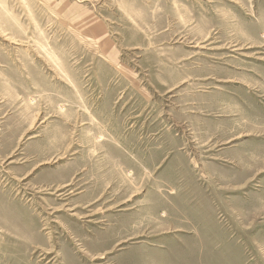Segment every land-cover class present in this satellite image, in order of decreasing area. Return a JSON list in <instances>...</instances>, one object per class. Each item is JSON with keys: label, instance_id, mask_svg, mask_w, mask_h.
<instances>
[{"label": "rangeland", "instance_id": "1", "mask_svg": "<svg viewBox=\"0 0 264 264\" xmlns=\"http://www.w3.org/2000/svg\"><path fill=\"white\" fill-rule=\"evenodd\" d=\"M0 264H264V0H0Z\"/></svg>", "mask_w": 264, "mask_h": 264}]
</instances>
